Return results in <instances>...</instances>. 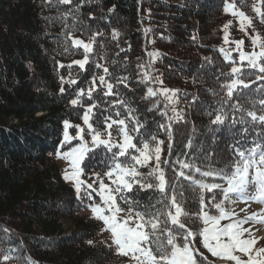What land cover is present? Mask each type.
I'll return each mask as SVG.
<instances>
[{
  "label": "trees",
  "instance_id": "16d2710c",
  "mask_svg": "<svg viewBox=\"0 0 264 264\" xmlns=\"http://www.w3.org/2000/svg\"><path fill=\"white\" fill-rule=\"evenodd\" d=\"M79 2L73 0V5ZM235 3L250 14L251 0ZM71 7L57 0H0V229H7L11 236L9 244L0 231V241H5L0 247H18L14 255L20 259L11 264H27V258L35 264H131L101 237V221L82 215L91 202L83 193L77 198L75 187L64 179L56 163L63 122L76 125L83 113L70 100L80 87L87 88L94 72L102 74L94 68L93 56L103 57L100 62L114 76L128 77V87H120L121 95L145 128L165 140V151L168 140L158 127L167 122L159 115L165 101L147 97V87L166 84L178 90L184 105L175 108L184 113V120L172 124L173 157L187 151L199 164L211 152L215 166L222 167L228 161L232 137L243 127L212 125L204 114L206 107L215 108L224 95L217 74L230 71L219 52L222 23L230 16L223 12V0H87L79 13H73L75 21L72 15L64 20ZM253 20L261 31L264 24L255 16ZM73 23L77 29L72 32L74 38L87 42L96 32L102 33L96 37L84 69L74 63L83 59V50L75 49L70 41L65 43L71 30L66 31V25ZM113 30L119 33L115 39ZM151 37L159 56L149 71L162 85L141 83L138 65L150 60ZM61 77L77 84L62 85ZM209 90L219 95L213 96ZM93 99L99 104V116L115 97L93 93ZM157 99L160 109L149 111ZM239 102L249 107L247 101ZM89 103L85 98L84 105ZM121 112L124 115L123 109ZM69 130L75 133V129ZM190 138L193 147L186 149ZM94 170L105 169L97 165ZM195 207L194 203L190 206Z\"/></svg>",
  "mask_w": 264,
  "mask_h": 264
},
{
  "label": "snow or ice",
  "instance_id": "6c2138e0",
  "mask_svg": "<svg viewBox=\"0 0 264 264\" xmlns=\"http://www.w3.org/2000/svg\"><path fill=\"white\" fill-rule=\"evenodd\" d=\"M86 2L80 0L73 5V0H57L61 5H72L63 19L72 15L74 21L73 13H79ZM251 8L264 24V0H253ZM223 12L237 18L240 31L248 34V29H252V34L248 35L253 47L251 51H245L244 40L230 41L232 21L224 25V44L235 47H220L219 52L230 71L217 74L216 81L224 95L215 102V108L206 107L204 114L211 118L212 125L229 129L236 125L243 127L232 137L234 142L229 145V158L222 167L215 166L211 152L199 164L197 157L189 156L187 151L173 157L172 124L184 120V113L175 108L178 90L147 87V97H162L166 101L163 109H160V99L148 109H160L159 115L167 121L158 125L168 140L167 156L163 159L165 140L145 128L134 115L136 110L121 95L120 87H128V77L114 76L100 62L103 57H92L94 68L102 70V74L94 72L87 88L80 87L75 98L70 100L72 106L83 109L81 119L86 127L73 125L68 120L63 122V138L56 155L69 162L70 171L65 170L64 179L74 183L78 199L83 193V197L91 202L88 207L94 218L103 222L111 233L116 252L129 257L131 264H213L196 247L197 244L223 264H264V244L260 243L264 241V234L257 235V232L264 233V227L255 231L253 227H245L249 222L264 226V208L239 218L231 207L237 202L264 205V36L253 27V17L237 8L235 0H223ZM76 30L75 23L66 25L65 43L70 41L75 49L83 50V59L74 63L84 69L94 51L96 37L102 33L96 32L86 42L72 36ZM118 36L119 33L113 30V38ZM158 56L159 53H149L151 59L138 65L141 83L163 84L149 71ZM60 79L62 85L77 84L71 78ZM253 84L257 86L253 88ZM60 91L63 93L65 89L61 87ZM209 91L213 96L219 95L215 90ZM93 93L115 97L107 102L108 108L100 110L99 116L96 111L99 104L93 99ZM85 98L90 101L87 106L84 105ZM241 100L247 101L249 107L240 103ZM69 129H75L76 134H71ZM114 131L116 136H113ZM250 132L254 135H249ZM192 147L190 138L185 148ZM97 165L105 169L103 176L93 171ZM85 169L93 172L92 183L82 179ZM105 179L109 183H105ZM141 193L145 194L143 198H140ZM193 203L195 209L190 208ZM190 224L195 226V231ZM0 231L5 232L10 244L8 230ZM4 242L0 241V244ZM17 251L18 247H0V264L19 260L20 257L14 255ZM27 264L35 262L27 258Z\"/></svg>",
  "mask_w": 264,
  "mask_h": 264
},
{
  "label": "rangeland",
  "instance_id": "374dc122",
  "mask_svg": "<svg viewBox=\"0 0 264 264\" xmlns=\"http://www.w3.org/2000/svg\"><path fill=\"white\" fill-rule=\"evenodd\" d=\"M252 3H253V0H251V4ZM238 9L241 10L240 8H238ZM250 9H251V11H250L249 16L254 17L255 16V13L252 11V8H250ZM241 11H243V10H241ZM230 20L232 21V24H231V27L229 28V33H230L229 40L230 41L244 40L245 41V43H244V50L245 51H251L253 46L251 44V41L249 39V35L248 34H252V29L251 28L248 29V34H246L243 31H240V29H239V22H238L237 18L232 17L231 15L229 16L228 19H226L222 23V29H223L224 25L226 23H228ZM255 24L256 23L253 20V27L254 28H255ZM260 30L261 31H258V32L261 34V36H264V27L261 28ZM256 31H257V29H256ZM223 37H224V32H222L221 47H235L234 44L225 45L224 44ZM148 45H149L148 46L149 53H159L158 52V48H157V46H156V44L154 42V38H152V37L150 38V40L148 42ZM233 54L238 55L237 53H233ZM180 86L181 85H177V87H180ZM161 87H165V88L172 89V90H177V89L171 88L169 85H166V84H163ZM177 93H178V91H176V97H175V99H177L178 103L175 105V107H182L184 105V104H182L183 101L180 100V98H179V96H178ZM165 103H166V101H165ZM77 124L80 125V126H82V127H86V126L83 125L82 119ZM71 134L75 135L76 133H71ZM113 136H116V133H114ZM73 143H75V141ZM65 150H63V151H65ZM166 152L167 151H165V153L163 154L162 158L166 156ZM56 163L63 170L62 174H63V177H64L65 170L68 169L70 171V169L68 168V163L69 162L66 161V160H63L62 158H60L58 156H56ZM93 171L94 172H98V173L101 174V176H103V173H104L105 170L98 171V170H94L93 169ZM94 178L95 177L93 175V172L92 171H89L88 169H85V174L82 177V179L87 180L88 183H92V180ZM67 182L74 186V183L72 181H67ZM105 183H109V181L107 179H105ZM95 202H97V203L99 202V198L98 197H96V201ZM121 206L124 207L122 204H121ZM231 207L238 214V217L239 218H244L246 215H251L253 213L259 212L261 210V208H264V205H260V204H258L256 202H237L235 205H232ZM82 215L85 216V217H87V216H93L94 217V214L92 213V211H91L90 208H88L87 210H85L84 212H82ZM101 224H102L101 225V237L105 241H108V242H111L112 243L111 233L108 230L105 229V226H104L103 222H101ZM245 227H253V230L255 231L256 229L262 228L264 226H262L260 224L253 225L252 222H249V224H246ZM261 234H262L261 232H257V235H261ZM260 243L261 244H264V241H261ZM196 247L200 248L201 251L204 253V255H206L209 258V260L213 262V264H223L222 261H219L217 258L212 257L211 254L208 253L206 249H203L202 248V245L197 244ZM119 256H120V258L125 259L128 262H131L129 257H124V256H121V255H119Z\"/></svg>",
  "mask_w": 264,
  "mask_h": 264
},
{
  "label": "bare ground",
  "instance_id": "6f19581e",
  "mask_svg": "<svg viewBox=\"0 0 264 264\" xmlns=\"http://www.w3.org/2000/svg\"><path fill=\"white\" fill-rule=\"evenodd\" d=\"M262 234H264V233H262Z\"/></svg>",
  "mask_w": 264,
  "mask_h": 264
}]
</instances>
